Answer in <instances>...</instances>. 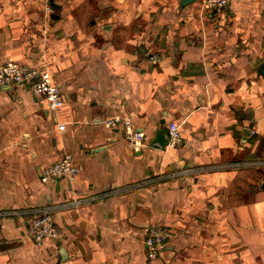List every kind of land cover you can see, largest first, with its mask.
Instances as JSON below:
<instances>
[{
	"label": "crops",
	"instance_id": "crops-1",
	"mask_svg": "<svg viewBox=\"0 0 264 264\" xmlns=\"http://www.w3.org/2000/svg\"><path fill=\"white\" fill-rule=\"evenodd\" d=\"M8 59L47 67L63 103L0 84V264H264V0H0ZM64 153L77 174L43 181ZM45 210L58 234L37 240Z\"/></svg>",
	"mask_w": 264,
	"mask_h": 264
},
{
	"label": "built area",
	"instance_id": "built-area-1",
	"mask_svg": "<svg viewBox=\"0 0 264 264\" xmlns=\"http://www.w3.org/2000/svg\"><path fill=\"white\" fill-rule=\"evenodd\" d=\"M204 4L211 8L225 6L230 0H203ZM154 59V56L152 57ZM29 84L31 90L36 94H42L50 108L56 109L63 103L60 87L53 80L50 70L42 65H33L17 60L8 59L0 63V84ZM109 125L122 123L127 130V138L134 148H140L144 144L143 132L132 126L131 120L122 115H115L105 119ZM64 123H60L59 128H64ZM179 124L170 121L168 124V144L175 146L182 142ZM72 154L64 153L52 163L41 169V179L47 181L54 177L73 178L78 172ZM98 195V194H97ZM96 194H86L80 192L70 198L67 203L71 207H77L82 203L89 202L97 198ZM99 196V195H98ZM31 235L37 240L56 237L58 232L54 226L51 213L47 210L36 212L29 225ZM168 232L165 228L151 226L146 237L147 255L149 258L157 257L166 246Z\"/></svg>",
	"mask_w": 264,
	"mask_h": 264
},
{
	"label": "water",
	"instance_id": "water-1",
	"mask_svg": "<svg viewBox=\"0 0 264 264\" xmlns=\"http://www.w3.org/2000/svg\"><path fill=\"white\" fill-rule=\"evenodd\" d=\"M190 1H193V0H181V3L182 4H186V3L190 2Z\"/></svg>",
	"mask_w": 264,
	"mask_h": 264
}]
</instances>
